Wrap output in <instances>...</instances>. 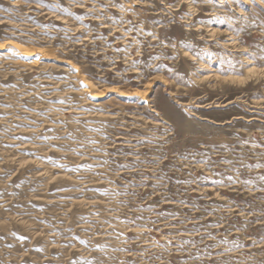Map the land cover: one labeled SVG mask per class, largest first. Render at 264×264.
<instances>
[{
    "label": "rangeland",
    "instance_id": "374dc122",
    "mask_svg": "<svg viewBox=\"0 0 264 264\" xmlns=\"http://www.w3.org/2000/svg\"><path fill=\"white\" fill-rule=\"evenodd\" d=\"M0 264H264V0H0Z\"/></svg>",
    "mask_w": 264,
    "mask_h": 264
},
{
    "label": "bare ground",
    "instance_id": "6f19581e",
    "mask_svg": "<svg viewBox=\"0 0 264 264\" xmlns=\"http://www.w3.org/2000/svg\"><path fill=\"white\" fill-rule=\"evenodd\" d=\"M8 50V49H7ZM255 73V69L254 68H250V69H247L246 71V74L249 76V75H252ZM256 76V75H255ZM259 79V78H258ZM144 94V93H143ZM145 95V94H144ZM148 100V99H147ZM153 112V111H152Z\"/></svg>",
    "mask_w": 264,
    "mask_h": 264
}]
</instances>
